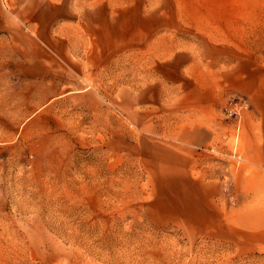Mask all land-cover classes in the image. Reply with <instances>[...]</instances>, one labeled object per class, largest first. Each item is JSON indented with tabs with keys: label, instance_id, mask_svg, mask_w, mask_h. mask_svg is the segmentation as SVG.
Masks as SVG:
<instances>
[{
	"label": "rangeland",
	"instance_id": "obj_1",
	"mask_svg": "<svg viewBox=\"0 0 264 264\" xmlns=\"http://www.w3.org/2000/svg\"><path fill=\"white\" fill-rule=\"evenodd\" d=\"M33 1L0 0V264H264V171L243 157V117L225 118L231 150L182 151L132 127L112 74L103 90L63 71L32 77L4 36ZM177 1L188 19L230 14L264 38V0Z\"/></svg>",
	"mask_w": 264,
	"mask_h": 264
},
{
	"label": "crops",
	"instance_id": "obj_2",
	"mask_svg": "<svg viewBox=\"0 0 264 264\" xmlns=\"http://www.w3.org/2000/svg\"><path fill=\"white\" fill-rule=\"evenodd\" d=\"M173 2L144 10L132 0H94L81 8L34 0L25 15L10 19L13 34L3 36L13 42L9 53L31 56L32 77L63 71L103 90L112 74L114 101L132 127L159 134L178 150H231L236 126L225 118L241 115L243 157L264 171L263 31L254 44L232 15L188 19ZM242 102L249 108L239 113Z\"/></svg>",
	"mask_w": 264,
	"mask_h": 264
}]
</instances>
